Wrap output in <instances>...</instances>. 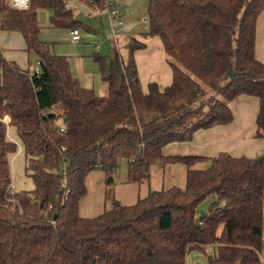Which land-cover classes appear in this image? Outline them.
Here are the masks:
<instances>
[{"label": "trees", "instance_id": "16d2710c", "mask_svg": "<svg viewBox=\"0 0 264 264\" xmlns=\"http://www.w3.org/2000/svg\"><path fill=\"white\" fill-rule=\"evenodd\" d=\"M76 1L106 7V0ZM67 3L30 0L17 8L0 0V30L20 31L40 58L38 72L23 69L0 46V264H186L209 246V264H264V154L220 152L194 169L204 158L163 153L199 129L232 123L230 102L244 94L260 100L257 135L264 137V63L255 53L264 0H149L145 35L162 38L173 81L144 91L135 51L146 44L132 37L127 61L116 42L108 55H94L106 94L82 86L70 58L40 37L43 8L53 11V27H86ZM9 128L33 190L10 192L18 146ZM124 159L125 181L138 183L154 163L184 162L186 186L123 205L113 187ZM97 168L113 205L84 218L80 200Z\"/></svg>", "mask_w": 264, "mask_h": 264}, {"label": "crops", "instance_id": "0c3cea01", "mask_svg": "<svg viewBox=\"0 0 264 264\" xmlns=\"http://www.w3.org/2000/svg\"><path fill=\"white\" fill-rule=\"evenodd\" d=\"M68 2L71 4L70 7L74 8L79 20L85 14L96 17L95 25L86 24L85 28H79L82 38L77 43H73L71 40L72 29L53 27L52 23L51 28H45L42 25L40 37L45 41L61 40L54 49L56 53L70 58L73 74L82 86L94 88L97 93L106 94L108 87L101 80L100 65L94 60V55L102 49L103 45L100 44L107 40L105 47L111 52L116 42L122 56L127 61L129 57L128 44L132 37L146 44L145 48L135 51L144 91L148 92L149 84L152 82L158 83L161 90L172 83L173 70L167 60L162 38L158 35H145L147 29L144 27V19L148 15L149 0H106V6L107 4H121L122 24H118V19L112 18L107 11L103 10L105 7L94 9L81 3L88 8V11H85L76 6V0H68ZM100 22L103 23V28L100 27ZM103 32L107 35H104ZM98 36H102L100 44L89 42L90 39L96 40ZM62 39L68 42H64ZM0 46L5 57L16 62L23 69L33 70L40 62L37 53L28 51L26 40L20 31L0 30ZM255 53L257 59L264 63V11L259 15L257 21ZM230 107L235 118L232 123L199 129L190 141L171 142L164 146V155L204 158L192 164L191 168L194 169L206 168L209 159L217 156L220 152H228L235 157L255 158L263 155L264 137L259 138L257 135L256 120L260 108L258 97L241 95L230 102ZM121 168L122 172L116 178L113 194L116 200L123 205H134L152 191L169 189L173 186L184 188L189 169L184 162L163 163L159 161L152 164L150 178L138 183L125 181L128 173L127 160L124 159L121 162ZM86 187L87 193L80 200L79 210L82 217H96L106 209L112 208L113 201L108 197L109 187L105 171L100 168L91 171L86 178ZM222 228L221 226L220 232Z\"/></svg>", "mask_w": 264, "mask_h": 264}, {"label": "rangeland", "instance_id": "374dc122", "mask_svg": "<svg viewBox=\"0 0 264 264\" xmlns=\"http://www.w3.org/2000/svg\"><path fill=\"white\" fill-rule=\"evenodd\" d=\"M53 13L51 9H41L38 14L39 21L41 22V25L43 27L51 28V17ZM94 16V15H92ZM148 17V15L146 16ZM99 18V17H98ZM144 18V17H143ZM142 18V19H143ZM96 17H91L88 14L83 15L80 20L86 25H95ZM149 19V17H148ZM100 27L103 28V23L100 22ZM86 31V30H85ZM104 35H107L105 32H103ZM102 36H98L96 40L90 39L89 42L92 44H100L102 41L101 38ZM106 38V36H105ZM107 39V38H106ZM63 40V39H62ZM50 42H54V47L56 44L60 43L61 40H49ZM64 42H68L67 40H63ZM107 41V40H106ZM106 41L104 40L103 44L101 43L100 45H103L102 49L99 51V53L103 55H108L110 50L105 47ZM8 134L13 136V141L17 144L18 146V151L12 155V175H13V191L14 192H21L24 190L30 191L35 188V183L34 180L31 176V172L27 171V158L25 156V153L23 151L21 152V147L19 146V141L16 136V131L13 128H9ZM259 138H261L259 136ZM124 169V167L122 166ZM120 167L119 173L122 172ZM214 200V197H209L207 198L202 204L201 208L202 209H207L209 205L211 204V201ZM220 230V229H219ZM219 233H221L219 231ZM213 251V246H209L206 250V252L203 251H194L192 252L188 258H187V263L186 264H209L207 254L212 253Z\"/></svg>", "mask_w": 264, "mask_h": 264}, {"label": "built area", "instance_id": "2783aa9c", "mask_svg": "<svg viewBox=\"0 0 264 264\" xmlns=\"http://www.w3.org/2000/svg\"><path fill=\"white\" fill-rule=\"evenodd\" d=\"M12 4L13 6L17 7V8H27L30 4V0H12ZM67 6H71V4L68 2ZM105 11H107L109 13V15L112 18L118 19V24H122V18H121V10H122V6L120 3H116L115 5H108L103 9ZM115 26V24H114ZM144 27L145 29H149V19L148 17H146L144 19ZM82 38V34L79 28H74L71 30V40L73 43H77L81 40ZM40 64V62H39ZM37 65L33 70L35 71H39L40 70V65ZM65 170V169H64ZM10 192L13 193V188H10ZM69 192V190H68Z\"/></svg>", "mask_w": 264, "mask_h": 264}, {"label": "water", "instance_id": "95a60500", "mask_svg": "<svg viewBox=\"0 0 264 264\" xmlns=\"http://www.w3.org/2000/svg\"><path fill=\"white\" fill-rule=\"evenodd\" d=\"M76 6L80 7L81 9H84L85 11H88V8L85 7L84 5H81L79 1H76Z\"/></svg>", "mask_w": 264, "mask_h": 264}]
</instances>
